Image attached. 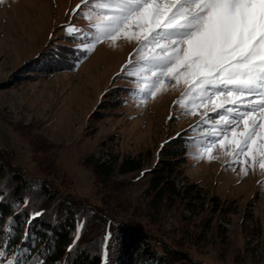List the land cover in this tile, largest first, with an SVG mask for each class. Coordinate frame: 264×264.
I'll list each match as a JSON object with an SVG mask.
<instances>
[{"label": "rangeland", "instance_id": "obj_1", "mask_svg": "<svg viewBox=\"0 0 264 264\" xmlns=\"http://www.w3.org/2000/svg\"><path fill=\"white\" fill-rule=\"evenodd\" d=\"M78 10L86 12L79 14ZM95 15L93 8L85 7L82 0L0 3V144L13 150L15 162L26 174L35 175L30 148L13 129L17 122L34 124L48 139L62 143L59 156L73 175V193L90 196L92 175L83 164L87 157L93 155L111 165L124 157H139L147 167H152L165 157L159 151L165 139L195 130L196 143L189 149L188 162L180 164L183 174L177 177L176 186L196 183L199 198L193 200L196 206L192 210L176 203L165 208L162 216L168 235L203 264H264V169L257 166L253 171L249 167L248 174L243 175V163L229 166L232 156L225 153H231L235 147L230 143L231 132L224 141V149L217 143L210 153H203V159L195 158L208 142L207 125L197 127L205 108L210 107L208 103L189 104L197 115L184 114L185 109L174 105L185 87L181 83L175 88L165 85L167 91L158 92L147 103H141L143 95L137 91L136 98L122 106L109 109L101 105L108 99L109 94L104 93H118L115 86H139L134 77L120 76L139 67L137 40L127 41L123 35L114 43L105 40L95 45L75 72L24 79V83L15 85V76L23 67L60 37L69 35L68 26L84 27L91 32ZM189 99L184 102L188 104ZM95 109L113 114L98 119L91 115ZM255 115L259 120L261 114ZM208 116L209 123H214V114L209 112ZM242 130L241 124L237 132ZM258 136L259 132L257 143ZM209 155L217 159L209 160ZM240 160L249 165L253 162L246 156ZM256 161L259 162L258 154ZM199 230H203L201 239L196 238Z\"/></svg>", "mask_w": 264, "mask_h": 264}, {"label": "trees", "instance_id": "obj_2", "mask_svg": "<svg viewBox=\"0 0 264 264\" xmlns=\"http://www.w3.org/2000/svg\"><path fill=\"white\" fill-rule=\"evenodd\" d=\"M94 4L95 0L88 8ZM79 30L60 37L23 67L28 71L22 69L15 76V85L79 69L92 52L82 49L95 35L94 29ZM127 72L121 78L130 77ZM114 89L118 93H104L109 95L101 105L122 106L138 91L122 84ZM112 114L96 109L91 113L98 119ZM13 129L29 146L36 174H26L15 162L13 150L0 144V241L9 242L0 249L6 253L0 258L4 264L14 257L22 264L34 259L43 264H203L172 240L162 216L168 205L183 204L190 210L196 206L193 200L200 191L196 183L178 188L176 179L183 174L180 164L188 162L197 131L165 139L159 149L165 157L152 167L139 157H124L113 165L87 157L83 164L91 171V195L78 196L73 193V175L59 156L62 143L51 141L32 123L17 122ZM37 212L41 215L34 216ZM202 234L199 230L196 238Z\"/></svg>", "mask_w": 264, "mask_h": 264}, {"label": "snow or ice", "instance_id": "obj_3", "mask_svg": "<svg viewBox=\"0 0 264 264\" xmlns=\"http://www.w3.org/2000/svg\"><path fill=\"white\" fill-rule=\"evenodd\" d=\"M82 3L88 7L94 0ZM93 11L95 35L82 51L90 53L97 43H114L121 35L127 41L137 40L139 67L127 75L137 80L141 103L167 91L165 85L175 88L182 83L185 87L174 105L185 109L184 114L197 115L189 104L210 105L197 124L207 125L208 142L196 159H203V153H210L217 143L224 149L231 132L230 143L235 147L225 153L232 156L229 166L243 163V175L249 167L264 169V0H95ZM79 31L67 27L69 35ZM186 98H190L188 104ZM209 112L215 116L214 123H209ZM256 113L261 114L259 120ZM241 124L243 130L237 132ZM241 156L251 157L252 164L242 162ZM8 243L0 241V249ZM5 256L0 250V258ZM7 264L22 261L14 257ZM32 264L43 262L34 259Z\"/></svg>", "mask_w": 264, "mask_h": 264}]
</instances>
